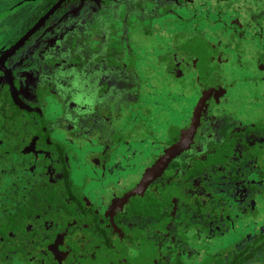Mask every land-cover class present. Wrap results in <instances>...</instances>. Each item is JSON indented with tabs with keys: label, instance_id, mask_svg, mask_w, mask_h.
<instances>
[{
	"label": "flooded vegetation",
	"instance_id": "af4514ba",
	"mask_svg": "<svg viewBox=\"0 0 264 264\" xmlns=\"http://www.w3.org/2000/svg\"><path fill=\"white\" fill-rule=\"evenodd\" d=\"M194 1L19 0L6 8L0 20L31 4L0 26V264H227L254 255L264 228V114L244 124L214 110L216 81L183 129L156 139L132 179L118 171L132 145L154 139L130 138L134 125L152 134L146 109L130 106L140 87L125 62L131 37L141 34L140 45L152 31L146 17H179ZM251 1L255 20L244 26L260 33L264 0ZM182 62L174 58L173 76H183ZM244 220L260 228L221 251Z\"/></svg>",
	"mask_w": 264,
	"mask_h": 264
},
{
	"label": "rangeland",
	"instance_id": "374dc122",
	"mask_svg": "<svg viewBox=\"0 0 264 264\" xmlns=\"http://www.w3.org/2000/svg\"><path fill=\"white\" fill-rule=\"evenodd\" d=\"M18 1L0 0V17L8 6ZM245 1L227 2L225 7L223 1L195 0L189 9L177 11L179 17L170 14L154 19L146 17V25L150 24L152 31L141 40L140 45L138 39L142 38L141 34L131 37L133 53L125 62L126 67L136 73L140 87L137 102L130 106L131 110L139 113L146 109L145 113L148 114H140L152 134L144 131L143 127L134 125L130 138L154 139L143 140L145 145H132L136 147L135 155L127 160L128 166H120L121 169L118 170L125 176L123 178L132 179L139 165L152 158L156 150V139L159 144L186 126L189 113L196 109L205 92L210 91L213 81H216L213 89L217 98L214 110L232 112L244 124L261 122L264 114V79L259 76L264 72L259 67L264 64L261 57L264 54V19L262 15H257L258 11L256 15L263 27L260 33L255 26H244L246 21L253 23L255 20L249 13L254 3L251 0ZM30 6V2L26 3L22 8L10 12L7 17H2L0 26H9L17 14H23ZM222 7L224 10L216 15L215 11ZM214 18H220L226 25L231 24L235 33L221 28L219 22L212 23ZM0 29L2 30L1 27ZM218 40L221 45L213 47L212 43H217ZM174 58L183 61L180 65L183 76L171 74L170 67L174 65ZM122 118L120 122L123 121ZM259 210L260 213L263 211L258 217L262 222L264 202H259ZM258 220H252L253 223L251 220H244L234 232H228L221 241L223 246L220 250L228 249L223 247H230L235 238L256 232L261 225ZM211 248H216V245L212 244ZM201 256L202 252L200 258ZM206 261L209 259L201 261L194 258L188 264H204Z\"/></svg>",
	"mask_w": 264,
	"mask_h": 264
},
{
	"label": "trees",
	"instance_id": "16d2710c",
	"mask_svg": "<svg viewBox=\"0 0 264 264\" xmlns=\"http://www.w3.org/2000/svg\"><path fill=\"white\" fill-rule=\"evenodd\" d=\"M262 169L264 168L260 166L259 171H262ZM258 178H261V175H259ZM253 245L255 246L252 250V253H254L253 256L251 254L249 256L248 254L247 256L243 255V257L239 255L228 261L227 264H247L249 262H256L257 264H260L264 262V228L258 233L257 238L253 241Z\"/></svg>",
	"mask_w": 264,
	"mask_h": 264
},
{
	"label": "water",
	"instance_id": "95a60500",
	"mask_svg": "<svg viewBox=\"0 0 264 264\" xmlns=\"http://www.w3.org/2000/svg\"><path fill=\"white\" fill-rule=\"evenodd\" d=\"M61 1V0H60Z\"/></svg>",
	"mask_w": 264,
	"mask_h": 264
}]
</instances>
